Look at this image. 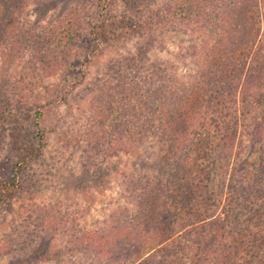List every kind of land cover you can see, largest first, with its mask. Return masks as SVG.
Listing matches in <instances>:
<instances>
[{
    "label": "rangeland",
    "instance_id": "rangeland-1",
    "mask_svg": "<svg viewBox=\"0 0 264 264\" xmlns=\"http://www.w3.org/2000/svg\"><path fill=\"white\" fill-rule=\"evenodd\" d=\"M188 1L112 0L102 9L94 0H0L4 13L0 24L5 19L11 24L6 32L29 26L34 32H51L52 37L61 31L63 40L54 53L58 57L47 58L39 49L0 44V75L4 60L10 61L9 75L25 95L23 107L32 108L30 118L38 103L52 102L42 108L45 115L40 118L46 140L42 155L21 176L30 188L15 195L10 209L0 210V264H161L172 252L178 253L171 248L178 235L163 241L167 228L151 224V219L157 217L158 203L163 211L160 221L167 209L183 216L174 199L159 200V196L163 183L170 180L168 173L180 170L175 163L184 147L171 154L163 167L162 156L168 149L154 131L136 139L111 134L105 113H95L107 110L104 95L117 88L118 70L132 76L141 70L148 79L162 80L166 88L172 78L186 85L208 82L206 72L215 69L220 55L214 30L221 33L224 28H215L216 17L211 16L217 3L232 1L210 0L211 8L204 9L189 6H203V1ZM241 3L234 11L242 17L235 16L224 26L238 30L233 35L235 46L245 44L236 52L240 58L236 68L244 80L248 63L243 60H249L252 50L264 51V0L251 7L246 6L251 0ZM189 10L198 14L195 19L188 18ZM123 15L131 20L122 22ZM238 21L260 29L252 43L245 42L247 32ZM240 84L234 93L223 88L224 95L216 100L221 112L217 119L224 127L221 134L230 135V140H223L214 123L207 131L213 134L214 145L207 162L215 163L207 212L215 220L220 218L219 225L235 226L237 213L247 215L246 196L264 183V134L261 138L252 134L258 123L264 125V87L248 89ZM21 118L26 130L31 127L24 110ZM190 118L187 122L193 125L196 120ZM13 151L10 136L0 135V162L8 156L13 159ZM146 191L150 195L140 199ZM141 217L140 234H125L124 225L112 239L104 238L109 240L105 247L103 243L94 249L77 248L72 241L76 234L125 221L133 227Z\"/></svg>",
    "mask_w": 264,
    "mask_h": 264
},
{
    "label": "trees",
    "instance_id": "trees-1",
    "mask_svg": "<svg viewBox=\"0 0 264 264\" xmlns=\"http://www.w3.org/2000/svg\"><path fill=\"white\" fill-rule=\"evenodd\" d=\"M94 1L102 9H105L112 0H108V3H106L107 0ZM198 1H203V6L189 5ZM231 1L225 2L226 5L217 3L215 11L212 13L214 16H211L216 17L215 28L220 26L224 28H221V33H216L217 30H214L218 35L216 46L220 55H218L219 59L215 60L217 61L215 69L209 67L206 72L205 76H208V82L186 85L176 83L172 78L169 88H166L162 86V80L148 79L147 74L141 70L137 71V68L135 69L138 72L136 76L120 75L117 69L115 74L117 88L113 93L104 95L107 110L101 111L102 109H100L95 113L98 116L105 113L106 119L110 121L107 127L111 134L117 133L126 138L136 139V136L144 137L146 133L154 131L168 149L162 156L163 167L165 162H169L171 154L182 150L180 149L182 146L185 149L183 156H179L180 159L178 158L175 163L176 167L181 166L180 170L176 173L169 172L170 180L165 181L166 184L163 183L162 189L159 188L162 194L159 196L157 192L159 200L160 198L166 200V197L174 199L175 206L178 205V210L182 209L183 216L172 214L167 209V216L165 215V219L160 221L159 217L163 211L157 200L158 204L155 205L157 211H154V215L157 217L151 219V224L154 223L163 230L167 228L168 233L163 236H166L163 241L173 240L176 235L179 237L175 241L176 245L171 247L172 250L178 249V253L172 252L168 261L165 258L159 261L161 264H166L164 261H167L168 264H264V183L263 185L259 184L250 192L251 197L249 194L246 196L248 200H245L244 207L248 214L238 217L240 212L237 213L234 216L237 221L235 226L226 223L219 225L220 218L215 220L207 212V208L210 207L208 201L213 197L211 184L215 166L214 162H207L214 147L211 141L213 134L211 131H207L214 123L215 130L217 128L216 132L223 136V140L226 143L230 140V135L221 134L224 132V127L221 125L222 120L217 119L221 112L216 100L224 95L221 93L223 88L225 90L229 88V91L234 93L240 82L248 89L253 86L264 87V51L252 50L249 60L247 58L243 60V62L247 61L245 65L248 63V73L244 80L241 78L242 72L236 68V62L240 60V58H236V52L239 46L245 44L235 46L233 35L235 36L238 30H232L224 25L230 23L235 16L242 17L234 10H236L235 7L240 8L241 4H244L241 2L245 0ZM258 1L251 0V3H248L247 0L246 6H254ZM188 2L192 9L193 6L203 9L211 8L212 3L210 0H190ZM248 11L246 10V13ZM0 15L3 16L4 13L0 12ZM197 15L189 10L188 18L194 17L195 19ZM127 19L131 20L128 16L123 15L122 22ZM243 20L246 21V19ZM239 21L238 27L244 28L247 32L245 42L250 39L252 43L258 37L260 29L252 27V24L251 26L240 24ZM10 25L6 19L0 24V44L1 42L2 44L6 43L9 47H17L16 49H39L40 53L45 54V58L47 56L58 57L54 53L58 44L63 41L61 31L53 34V37L51 32L44 29L34 32L33 28L29 26L15 27L14 31L11 29L6 32ZM66 33L67 30L64 34ZM141 48L148 49L145 46ZM5 63L6 66H2L0 75V135L6 138L8 135L10 136L15 156L13 159L8 156L6 160L3 159L0 162V210L10 209L11 201L15 195L30 186L21 179V176L31 169L34 162L42 155L46 140L40 118L45 115L42 108L45 109L52 103L51 101L38 103V109L34 108L35 116L31 119L29 113L32 108L23 107L25 95L9 75L10 61L4 60ZM23 110L26 119L32 123L27 130L21 118ZM189 117L196 120L193 125L187 122ZM191 125L193 129H191ZM257 126L258 128L252 134L255 138H261L264 134V125L258 123ZM188 141L189 145L186 147ZM261 168L264 169V163ZM262 174H264V170ZM74 184L82 190L78 182ZM147 194H149L147 191L142 192L139 195L140 199L143 196L146 198ZM156 199L157 196L154 200ZM124 212L129 214L125 210ZM127 216L131 218L129 215ZM142 217L138 222H133L135 223L133 227L130 226L132 225L131 221H125L126 223L109 228L76 234L72 241L77 248L85 245L87 249H94L103 243L105 247L109 240L104 242V238L112 239L113 235L122 230L124 225L126 226L123 228L125 234L129 232H132V235L140 234L144 224ZM132 219L137 220V218ZM215 221L216 223H214ZM145 262V264H150Z\"/></svg>",
    "mask_w": 264,
    "mask_h": 264
}]
</instances>
